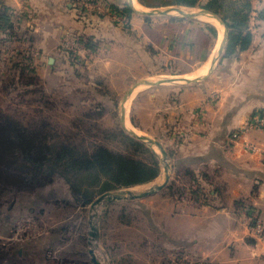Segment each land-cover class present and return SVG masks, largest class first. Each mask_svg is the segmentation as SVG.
<instances>
[{
    "label": "crops",
    "instance_id": "obj_1",
    "mask_svg": "<svg viewBox=\"0 0 264 264\" xmlns=\"http://www.w3.org/2000/svg\"><path fill=\"white\" fill-rule=\"evenodd\" d=\"M103 1L109 7L113 3L129 8L128 24L95 10L81 12L72 0H0V9L10 11L8 18L24 45L22 55L29 56L32 43L41 49L46 63L67 59L74 51L76 58L94 66L93 59L100 54L103 80L123 83L125 94L130 91L124 102L125 94L119 101V107L124 104V118L130 102L131 122L172 145L168 154L174 171L170 164L165 184L176 187L171 193L173 209L167 204L165 210L166 236L173 235L170 251L181 241L174 240L175 235L197 230L192 248L189 241H182L187 252L179 257L193 253L219 259V264H264V239L253 238L243 220L246 212L240 210L242 203L264 209V128L249 124L253 115L264 110V17H257L264 0H250V43L235 53L225 52L227 24L202 6L207 0L193 6ZM173 5L180 8L135 10ZM81 36L88 44L79 40ZM16 39L0 30V53ZM240 128L244 132L233 138ZM184 191L189 197H182ZM198 194L207 197L201 204L190 198ZM185 218L193 219L192 223H174ZM231 239L233 253L228 251Z\"/></svg>",
    "mask_w": 264,
    "mask_h": 264
},
{
    "label": "rangeland",
    "instance_id": "obj_2",
    "mask_svg": "<svg viewBox=\"0 0 264 264\" xmlns=\"http://www.w3.org/2000/svg\"><path fill=\"white\" fill-rule=\"evenodd\" d=\"M14 41L9 50L2 48L5 51L0 53V264H95L92 256L99 264H219V259L210 256L199 259L193 253L191 257H179L187 252L182 241H189L192 248L197 230L175 235L174 240L181 241L169 250L173 235L166 236L169 219L165 210L167 204L173 209L171 202L175 197L167 192L166 186L144 197L91 205L104 192L142 191L157 183L159 177L163 181L161 158L174 171L173 158L168 154L172 145L168 146L153 131L141 130L139 124L135 126L131 122L130 102L124 122L119 101L125 94V84L103 80L102 56L94 57V66L73 55L46 63L41 49L31 43L29 60H25L20 53L24 45L20 39ZM19 63L29 67L21 69ZM142 125L149 128V123ZM131 131L156 137L167 155L163 156L155 144L141 141ZM124 134L140 140L157 154L159 173L152 180L117 186L116 179L102 173L98 183L91 185V177L82 171L80 190L84 192L75 195L60 174H42L50 164L46 156L58 168L64 164L77 166L64 159L91 154L96 143L132 154L126 148ZM30 156L34 159L28 161ZM137 157L150 162L147 153ZM35 166H38L36 172ZM188 194L184 191L182 197ZM87 195L89 200L84 197ZM190 198L200 204L207 199L204 195H190ZM177 199L181 201L179 196ZM240 208L246 212L243 220L253 238L264 239V232L249 221L251 212L263 217L264 209L246 203ZM192 221L185 218L174 223L186 226ZM232 241L228 242L229 253L234 252Z\"/></svg>",
    "mask_w": 264,
    "mask_h": 264
},
{
    "label": "trees",
    "instance_id": "obj_3",
    "mask_svg": "<svg viewBox=\"0 0 264 264\" xmlns=\"http://www.w3.org/2000/svg\"><path fill=\"white\" fill-rule=\"evenodd\" d=\"M138 1L146 6H157L167 4H182L193 6L195 4H198L200 0ZM202 6L206 9H210L218 13L227 24L228 43L226 46V53H235L237 49H244L246 46H248L251 39V32L248 29L249 12L251 9L250 0H207L204 4H202ZM111 7L115 10H119L127 17L130 15L131 11L127 7H120L119 5L113 3L111 4ZM9 13L10 11L6 7H2L0 9V30H2V32L5 34L7 33L9 37H16L17 39H20L19 37L21 36L19 35V33L13 30L11 21L8 18ZM257 17H264V9L258 11ZM79 40L84 43H87L84 36H81ZM22 56L23 59L29 60V56ZM20 65L21 69H24L25 66L29 67V65L27 64ZM9 129H11V131L13 130L11 126L9 127ZM122 138H124V141L127 144L126 148H130L133 155L129 153L130 151L118 152L110 150L102 144L96 143L92 145L91 154H85V156L82 155L81 157H75L71 160H68L66 158L64 159V162L70 161L72 163H76L77 166L64 164V166L58 168L56 164H53L51 159L46 156L47 163L50 164L47 165V168L42 172V174L45 173V175H47L49 173L52 174L53 172L60 174L68 182L71 191L75 195H81V193L84 192L80 190L82 184L80 183V173L82 171H85L86 174L91 177V185H95L98 183V178L100 175H102V173L107 174V176H110L112 179H116V184H118L117 186L139 184L155 178L159 173V161L157 154L150 148L145 146L140 140H137L125 134L122 136ZM142 153L148 154L150 160L149 163H147L142 158L137 157V155H141ZM30 158L34 159V157L30 156L28 158V161L31 160ZM56 163H58V161H56ZM34 171H38V166L34 167ZM1 175L2 174H0V176ZM35 176L36 175L33 174V178H35ZM75 180L79 183H77ZM168 188L170 194L173 191L176 192V187L170 185ZM177 191L180 192L181 189L178 188ZM88 195L84 196L87 200H89L90 198Z\"/></svg>",
    "mask_w": 264,
    "mask_h": 264
},
{
    "label": "water",
    "instance_id": "obj_4",
    "mask_svg": "<svg viewBox=\"0 0 264 264\" xmlns=\"http://www.w3.org/2000/svg\"><path fill=\"white\" fill-rule=\"evenodd\" d=\"M167 8L168 9L169 8L179 9L180 7H178V5H173V6H168L166 8L157 9V10H145V11L141 10V9H135V8L134 9L139 11V12H143V13H152L154 11L163 12V11L167 10ZM201 11L211 13L214 17L217 18L216 14H214L213 12H211L209 10L202 9ZM129 93H130V91L125 94L123 102ZM122 110H124V104H122L120 106V111L122 112ZM131 133L134 136H136L138 139H140L141 141H145L148 144H155L159 148V150L161 151L163 156L167 155L166 150L164 149L163 145L157 139L149 137L145 134L136 133L134 131H131ZM164 159L165 158H161L160 162L162 163V161ZM163 166H164V179H163V181H161L160 183H155L154 185L149 187V189L142 190V191H132L129 189H119V190H114V191H107V192L100 194L98 197H96L91 202V205H94L98 202H109V201L114 200V199L139 198V197H144V196L155 193L157 190H159L165 186V184L167 183L169 176H170V163L165 162ZM92 233H94V232H92ZM92 260L95 262V264H99V262L95 259L94 256H92Z\"/></svg>",
    "mask_w": 264,
    "mask_h": 264
},
{
    "label": "built area",
    "instance_id": "obj_5",
    "mask_svg": "<svg viewBox=\"0 0 264 264\" xmlns=\"http://www.w3.org/2000/svg\"><path fill=\"white\" fill-rule=\"evenodd\" d=\"M72 3L78 7L81 12L85 10H95L98 13H104L108 16H110L114 21L122 24L127 25L128 24V18L125 16V14L119 13L115 11L113 8L109 7L106 2L103 0H72ZM74 51H72V54L74 56ZM249 124L257 125L264 128V110H261L257 112V114L253 115L250 120ZM244 132L243 128L237 129L232 133L233 138H237ZM248 147L250 149H256V146L248 144ZM263 217H259L257 213H250L249 221L250 225L253 226L256 224V227H258V230L261 229L264 232V212Z\"/></svg>",
    "mask_w": 264,
    "mask_h": 264
},
{
    "label": "bare ground",
    "instance_id": "obj_6",
    "mask_svg": "<svg viewBox=\"0 0 264 264\" xmlns=\"http://www.w3.org/2000/svg\"><path fill=\"white\" fill-rule=\"evenodd\" d=\"M132 1H133L135 4H137L136 0H132ZM137 6H138V5H137ZM208 17H209V16H208ZM206 18H207V17H206ZM206 63H207V62H206ZM201 68H202V67H201ZM204 70H205V69H204ZM205 71H206V70H205ZM195 72H196V71H195ZM199 72H200V68H199V71H197V74H201V73H199ZM202 73H204V72H202ZM193 74H194V73H193ZM174 76H175V75H174ZM177 76H178V75H177ZM185 76H186V75H185ZM161 77H162V76H161ZM167 77H168V76H167ZM162 78H163V77H162ZM180 78H181V77H180ZM183 78H184V77H183ZM168 79H169V78H168ZM166 80H167V79H166ZM173 80H174V79H173ZM173 80H172V81H173ZM163 81H164V80H163ZM126 110H127V109H126ZM125 113H126V112H125ZM125 116H126V115H125ZM124 119H125V118H124ZM124 121H125V120H124ZM135 132H136V131H135ZM164 163H165V162L162 161V164H164ZM162 164H161V165H162ZM162 178H163V177H162ZM162 178L159 177L160 180H159L158 182H161V181H162ZM158 182H157V183H158Z\"/></svg>",
    "mask_w": 264,
    "mask_h": 264
}]
</instances>
